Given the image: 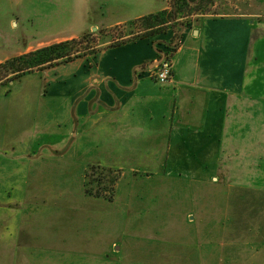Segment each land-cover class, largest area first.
I'll return each mask as SVG.
<instances>
[{
    "label": "rangeland",
    "instance_id": "374dc122",
    "mask_svg": "<svg viewBox=\"0 0 264 264\" xmlns=\"http://www.w3.org/2000/svg\"><path fill=\"white\" fill-rule=\"evenodd\" d=\"M117 1L29 0L18 6L13 27L38 42L67 34L79 15L86 26L97 19L107 24L123 14ZM204 5L190 19L233 17L249 26L250 48L257 52L251 61L253 93L263 97L264 0ZM139 29L127 22L90 30L104 48ZM42 95L40 76L11 82L10 196L0 182V206H10L11 214L8 222L0 218V264H246L251 255L264 253L258 230L264 224V113L255 114V133L241 134L247 147L229 157L236 169L232 176L191 182L90 163L73 150L71 136L48 143L60 139L44 135L43 127L58 120L51 115L55 102L46 103L51 99ZM93 165L99 168L92 171Z\"/></svg>",
    "mask_w": 264,
    "mask_h": 264
},
{
    "label": "crops",
    "instance_id": "0c3cea01",
    "mask_svg": "<svg viewBox=\"0 0 264 264\" xmlns=\"http://www.w3.org/2000/svg\"><path fill=\"white\" fill-rule=\"evenodd\" d=\"M28 1L0 0V63L78 37L91 27L104 30L125 24L163 10L168 3L119 0L123 14L110 17L107 24L97 19L86 26L79 15L67 34L33 42L13 27L18 6ZM243 20L196 15L182 29L177 47L172 46L173 30L169 28L23 75L17 80L40 76L43 98L51 99L46 103L55 102L51 115L58 121L46 124L43 134L60 140L42 143H63L71 136L73 150L82 152L90 163L147 177L163 173L210 183L232 176L236 169L229 157L239 156L247 147L240 136L255 133V114L264 113V96L253 93L256 65L251 61L256 49L250 48L252 32ZM173 47L172 79L160 83L150 78L148 69L156 64L158 49L173 51ZM6 113H11V82L0 86V182L10 196L11 133L7 124L11 122ZM10 214V206H0L2 220L8 222ZM258 230H263L260 244L264 248V224ZM201 260L207 262L203 256ZM245 262L264 264V253L251 255Z\"/></svg>",
    "mask_w": 264,
    "mask_h": 264
},
{
    "label": "trees",
    "instance_id": "16d2710c",
    "mask_svg": "<svg viewBox=\"0 0 264 264\" xmlns=\"http://www.w3.org/2000/svg\"><path fill=\"white\" fill-rule=\"evenodd\" d=\"M208 0H168L167 7L155 13H150L130 21L140 24L139 33L132 38L111 42L108 46H114L137 38L149 37L161 33L169 28L173 30L172 46L177 47L179 36L183 28L190 23L191 11H200ZM204 5V6H203ZM115 27V26H114ZM113 28V27H112ZM95 32L89 31L70 39L54 42L34 50L12 56L0 63V86L7 85L23 75L66 63L78 57L95 55L101 49L96 45ZM173 47V53L175 51ZM159 58L163 52L158 49ZM99 168L92 166L91 170ZM106 170H110L105 168ZM104 170V167H102ZM113 172V170H110ZM113 183V181H112ZM114 185V184H113ZM87 192L88 189H86ZM111 198V196H108Z\"/></svg>",
    "mask_w": 264,
    "mask_h": 264
},
{
    "label": "built area",
    "instance_id": "2783aa9c",
    "mask_svg": "<svg viewBox=\"0 0 264 264\" xmlns=\"http://www.w3.org/2000/svg\"><path fill=\"white\" fill-rule=\"evenodd\" d=\"M171 54V51H167V54L162 55L156 65H153L148 69V75L150 78L160 83H165L172 79L173 60Z\"/></svg>",
    "mask_w": 264,
    "mask_h": 264
},
{
    "label": "water",
    "instance_id": "95a60500",
    "mask_svg": "<svg viewBox=\"0 0 264 264\" xmlns=\"http://www.w3.org/2000/svg\"><path fill=\"white\" fill-rule=\"evenodd\" d=\"M158 60H159V59H158ZM158 60L156 61V64H157ZM156 64H155V65H156Z\"/></svg>",
    "mask_w": 264,
    "mask_h": 264
}]
</instances>
